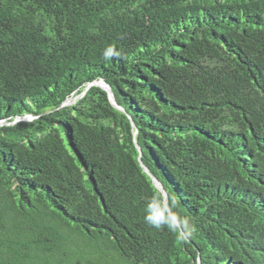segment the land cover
<instances>
[{"label": "trees", "instance_id": "trees-1", "mask_svg": "<svg viewBox=\"0 0 264 264\" xmlns=\"http://www.w3.org/2000/svg\"><path fill=\"white\" fill-rule=\"evenodd\" d=\"M0 264H264V0H0Z\"/></svg>", "mask_w": 264, "mask_h": 264}, {"label": "water", "instance_id": "water-1", "mask_svg": "<svg viewBox=\"0 0 264 264\" xmlns=\"http://www.w3.org/2000/svg\"><path fill=\"white\" fill-rule=\"evenodd\" d=\"M102 89H104L108 94H109V97L113 100V97H112V94L110 93V91H109V89L107 88V87H105V86H100ZM153 182H154V185H155V187L157 188V189H159V190H161V188L159 187V185L153 180ZM163 194V196L165 197V193H162Z\"/></svg>", "mask_w": 264, "mask_h": 264}]
</instances>
